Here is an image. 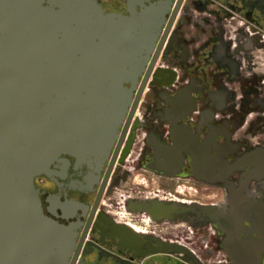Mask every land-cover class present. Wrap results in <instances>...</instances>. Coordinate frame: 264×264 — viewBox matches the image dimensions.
Listing matches in <instances>:
<instances>
[{
    "label": "flooded vegetation",
    "instance_id": "1",
    "mask_svg": "<svg viewBox=\"0 0 264 264\" xmlns=\"http://www.w3.org/2000/svg\"><path fill=\"white\" fill-rule=\"evenodd\" d=\"M95 1L106 13L139 10L138 0ZM262 55L264 0H171L136 86L134 99L143 87L140 98L107 159L76 168V159L63 155L68 167L55 163L51 177L35 179L45 214L75 226L68 264H193L182 250L151 253L160 243L185 248L204 264L231 262L228 220L191 222L189 213L156 220L140 210L158 204L223 206L242 223L236 241L264 243ZM161 146L167 148L163 159ZM145 172L212 187L223 198L204 203L128 187L133 174ZM259 253L264 264V246Z\"/></svg>",
    "mask_w": 264,
    "mask_h": 264
},
{
    "label": "water",
    "instance_id": "2",
    "mask_svg": "<svg viewBox=\"0 0 264 264\" xmlns=\"http://www.w3.org/2000/svg\"><path fill=\"white\" fill-rule=\"evenodd\" d=\"M129 15L95 0H0V264H68L74 224L47 216L35 179L63 155L101 166L142 88L134 93L165 24L171 0H138ZM134 105V107H135ZM166 147H159L163 159ZM156 220L210 217L230 222L231 262L262 264L263 242L236 241L242 223L223 206H142ZM182 216L179 220H185ZM263 234H264V224ZM160 243L151 253L182 250Z\"/></svg>",
    "mask_w": 264,
    "mask_h": 264
},
{
    "label": "rangeland",
    "instance_id": "3",
    "mask_svg": "<svg viewBox=\"0 0 264 264\" xmlns=\"http://www.w3.org/2000/svg\"><path fill=\"white\" fill-rule=\"evenodd\" d=\"M261 55V54H260ZM263 56V55H262ZM264 57V56H263ZM143 99L142 101H144ZM147 174V175H145ZM150 173H138L133 174L127 183L129 188H134L140 191H153L162 190L166 193L175 194L181 198H186L190 200H197L204 203H212L215 201H220L223 198V192L218 189L199 186L187 182H177L170 181L167 179H160L158 177H152ZM43 183V181L41 180ZM110 200L116 199V194L111 191L108 195Z\"/></svg>",
    "mask_w": 264,
    "mask_h": 264
},
{
    "label": "bare ground",
    "instance_id": "4",
    "mask_svg": "<svg viewBox=\"0 0 264 264\" xmlns=\"http://www.w3.org/2000/svg\"><path fill=\"white\" fill-rule=\"evenodd\" d=\"M36 185V184H35ZM250 215V214H249Z\"/></svg>",
    "mask_w": 264,
    "mask_h": 264
}]
</instances>
